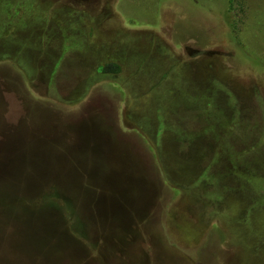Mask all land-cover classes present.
Masks as SVG:
<instances>
[{"label":"rangeland","instance_id":"obj_1","mask_svg":"<svg viewBox=\"0 0 264 264\" xmlns=\"http://www.w3.org/2000/svg\"><path fill=\"white\" fill-rule=\"evenodd\" d=\"M218 1L0 0V264H264V0Z\"/></svg>","mask_w":264,"mask_h":264},{"label":"trees","instance_id":"obj_2","mask_svg":"<svg viewBox=\"0 0 264 264\" xmlns=\"http://www.w3.org/2000/svg\"><path fill=\"white\" fill-rule=\"evenodd\" d=\"M216 3H218L221 7V11L215 13L216 16L213 18H211V13L208 14V17L210 21L216 22V23H226V13L224 12L225 7L223 4H221L220 1H216L214 0ZM190 8H193L195 10L198 11L199 5H195V4H191V2L186 1V3ZM257 15V14H256ZM254 17L251 18V21L253 20ZM213 19V20H211ZM249 22L246 24L245 28H249L250 26H255V24L253 22ZM261 22L264 23V17L260 20ZM215 25V24H213ZM215 27V26H214ZM217 31H220V33H223L224 35H227L226 37H229V39H232L233 41L235 40L234 38V34L236 35V31L233 30H228V28H224L223 31L219 30L216 28ZM215 31V30H214ZM244 32V31H243ZM244 35L242 33H239L238 38L243 40ZM235 42V41H234ZM263 42V41H262ZM261 42V43H262ZM242 43V42H241ZM254 42H249L248 44L244 42L243 47H251V45H254L256 47V50H260L259 53H257L256 51H252L251 49H247L249 51V53H242L239 54V51L236 48V52L234 54V56L232 57V61L234 63L246 66L248 68H251L253 70H255L256 72H259L260 74L264 75V45L260 46L257 43ZM234 48L235 47H239L234 43ZM242 55V56H241ZM121 70L120 66L114 63L111 64H107L104 67V72L107 73H119ZM36 225H31L32 229L30 230V237H26V240L29 241L31 243L32 246H34V248L38 249H42V250H46L47 248H51L52 250H54L56 253H59L61 251H65L66 249L61 250V247H67V249H69L71 252H75L78 253L79 248L75 246L74 242L73 244L67 240L66 235L63 232V229L59 226V223H57V220L55 221L54 218L50 219V218H45V215H40L39 218L36 220L35 222ZM40 225H50L49 229L47 226H40ZM43 227V228H42ZM29 228V227H28ZM28 228H26V232L28 233ZM42 228V231L39 232V230ZM34 229V231H33ZM15 232V231H14ZM17 236H19V234L16 233ZM49 236V237H48ZM82 252V251H81ZM83 253V252H82Z\"/></svg>","mask_w":264,"mask_h":264}]
</instances>
